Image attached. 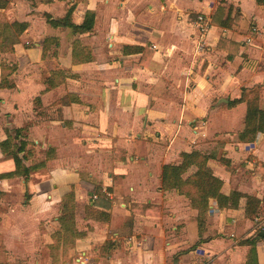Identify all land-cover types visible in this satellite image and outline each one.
<instances>
[{
  "label": "crops",
  "instance_id": "crops-1",
  "mask_svg": "<svg viewBox=\"0 0 264 264\" xmlns=\"http://www.w3.org/2000/svg\"><path fill=\"white\" fill-rule=\"evenodd\" d=\"M0 2V83L10 85L0 87V143H26L8 159L0 148L9 168L0 175L16 158L37 167L26 179L0 180V264L52 263L70 192L86 233L70 250L76 264H250L252 249L264 264V235L250 234L264 224V125L252 140L246 133L248 109L264 112V5ZM70 10L77 26L91 12L92 30L52 25ZM199 14L212 18L203 35L193 24ZM191 152L207 158L228 198L226 206L208 198L203 223L190 203L193 185L188 196L162 185L163 167ZM196 171L191 165L183 181ZM249 197L258 201L252 218Z\"/></svg>",
  "mask_w": 264,
  "mask_h": 264
},
{
  "label": "trees",
  "instance_id": "trees-1",
  "mask_svg": "<svg viewBox=\"0 0 264 264\" xmlns=\"http://www.w3.org/2000/svg\"><path fill=\"white\" fill-rule=\"evenodd\" d=\"M258 4L264 5V0H256ZM4 2H0V8L4 6ZM221 10L218 8L216 11V16ZM71 10L68 11L66 16L60 21L51 22L54 26H65L71 27L74 32L79 33H87L90 32L93 28V14L91 12H87L85 15L84 22L80 25H74L70 22ZM229 15L225 16L222 19V22H219V25H224L223 21L227 20ZM239 22V16L236 14L234 17ZM234 21V20H233ZM214 23L217 24L216 20ZM4 29L8 30L12 27L15 28L16 32L21 34L25 30L24 24H14L12 27L8 25L3 26ZM9 39L5 38L3 45H6ZM11 43V42H10ZM11 48V46L9 47ZM12 50V48H11ZM56 77L60 74H55ZM55 75L51 77L48 84L50 86H54L55 82ZM54 81V82H53ZM0 87L2 88H9L10 85L7 82V79L2 77ZM256 124V125H255ZM264 125V112L258 110L257 107L251 106L248 109L247 117H246V133L249 134V139L252 140L253 136L255 135L256 131H261L262 126ZM19 132V131H18ZM19 134V133H18ZM26 146L25 142H20V145H13L11 143V139L8 138L6 141L0 143V148L2 153L4 154V158H12L14 155V150L17 153H21ZM206 160L207 158L201 155L198 152H191L189 154L182 155V162L178 166H165L162 170V185L166 189H175L178 190L181 194L188 196L189 193L186 192L185 187L188 185L192 186L195 190V197L190 198V203L192 207L198 210V222L203 223L204 221V214L207 209V201L208 198L214 196L220 206H226L228 202V198L223 196L220 193L221 189V182L213 177L210 172L206 169ZM194 165L197 168V171L192 174L191 176L187 177L185 181L182 179V175L186 173L187 169ZM34 168H26L22 161L17 159L15 160V169L12 172L0 175V180L13 178V177H24L25 179L28 177L29 173L36 169ZM72 192H70L62 206L61 214L58 218L59 222V229L52 235L53 244L49 247V253L52 260L51 264H59L60 262V251H62V257L64 258V251L72 249L74 246V242L76 239L85 237V232H80L76 230L75 227V207L73 205V196ZM4 196V193L0 191V199ZM258 205V201L254 198H247V205H246V217L252 218L255 214V209ZM135 206V205H134ZM132 206V207H134ZM143 208H149L150 206H138ZM94 212L93 208H90ZM105 219V218H104ZM62 246V249L60 248ZM61 249V250H60ZM250 264H257L256 253L252 249L251 250V261Z\"/></svg>",
  "mask_w": 264,
  "mask_h": 264
},
{
  "label": "rangeland",
  "instance_id": "rangeland-1",
  "mask_svg": "<svg viewBox=\"0 0 264 264\" xmlns=\"http://www.w3.org/2000/svg\"><path fill=\"white\" fill-rule=\"evenodd\" d=\"M6 166H8V163L7 164H3V163H0V171H3V170H6V169H9L8 167H6ZM262 223V222H261ZM260 223V221L259 222H255V227H253V229H251V231H250V234H257L258 232H261L260 233V235L261 236H263L264 235V224L262 225ZM75 224V227L78 229V230H80L81 232H83V229H84V225H85V222H81L80 220L78 221V222H76V223H74ZM257 224V225H256ZM76 229V230H77ZM254 231V232H253ZM226 234H228V233H226ZM223 238H229V237H223ZM234 240H238V238L235 236L234 238H233ZM71 249H69V250H66V251H64V258H63V260L64 261H66L67 262V264H76L74 261H75V258H76V255L74 256V255H72V253H71V251H70ZM95 257H96V252H95Z\"/></svg>",
  "mask_w": 264,
  "mask_h": 264
},
{
  "label": "built area",
  "instance_id": "built-area-1",
  "mask_svg": "<svg viewBox=\"0 0 264 264\" xmlns=\"http://www.w3.org/2000/svg\"><path fill=\"white\" fill-rule=\"evenodd\" d=\"M193 24L196 27L198 33L203 35L207 33L212 27V18L203 14H199L196 16ZM250 41L251 40L248 39L246 42L250 43Z\"/></svg>",
  "mask_w": 264,
  "mask_h": 264
}]
</instances>
